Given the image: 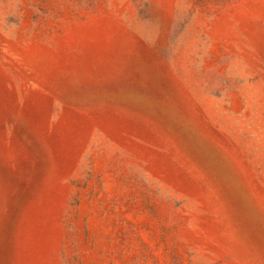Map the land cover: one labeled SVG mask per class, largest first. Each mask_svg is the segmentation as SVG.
Returning <instances> with one entry per match:
<instances>
[{"label":"rangeland","instance_id":"obj_1","mask_svg":"<svg viewBox=\"0 0 264 264\" xmlns=\"http://www.w3.org/2000/svg\"><path fill=\"white\" fill-rule=\"evenodd\" d=\"M0 264H264V0H0Z\"/></svg>","mask_w":264,"mask_h":264}]
</instances>
